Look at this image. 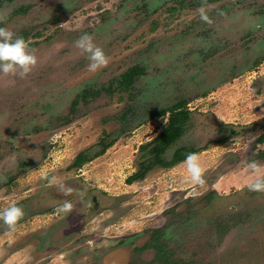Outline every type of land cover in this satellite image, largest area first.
<instances>
[{
  "label": "rangeland",
  "instance_id": "obj_1",
  "mask_svg": "<svg viewBox=\"0 0 264 264\" xmlns=\"http://www.w3.org/2000/svg\"><path fill=\"white\" fill-rule=\"evenodd\" d=\"M207 3L212 25L201 0H0V27L37 57L25 79L0 75V210L24 211L14 232L0 221V264H158L134 251L151 229L186 262L264 264V193L248 190L242 163L264 148V0ZM85 33L110 57L95 73L75 47ZM133 66L143 73L124 91ZM183 101L190 118L161 158L198 149L206 185L193 191L183 163L127 183L170 116L153 113ZM225 125L235 133L217 143ZM105 136L113 144L97 156ZM80 152L91 160L69 169ZM80 196L95 198L91 213L76 211ZM64 200L67 215L56 212Z\"/></svg>",
  "mask_w": 264,
  "mask_h": 264
},
{
  "label": "clouds",
  "instance_id": "obj_2",
  "mask_svg": "<svg viewBox=\"0 0 264 264\" xmlns=\"http://www.w3.org/2000/svg\"><path fill=\"white\" fill-rule=\"evenodd\" d=\"M214 6L207 3V0H201V6L197 9L200 19L212 25L213 20L208 15L209 10ZM6 18L0 16V23H5ZM75 47L80 51L81 55H86L89 60L88 71L95 73L108 66L110 57L106 56L104 51L93 43V36L90 34H82L76 41ZM36 50L29 46V43L20 36H16L12 31L5 27H0V75L4 77H19L25 79L37 66ZM182 163L186 166L188 174L187 183H190L192 190L203 188L206 185L204 178V169L200 165V156L198 153H188ZM243 170L251 177L247 184L249 191L256 193H264V164L255 159L245 158L243 161ZM49 186L56 185L59 192L65 196H70L77 189L65 186L64 183L58 181L57 177H48L44 174L42 177ZM82 195V193H79ZM74 209V205L69 200H64L56 212L69 214ZM24 217V211L16 203H11L7 207L0 210V221L8 227L11 232L17 228L18 222Z\"/></svg>",
  "mask_w": 264,
  "mask_h": 264
},
{
  "label": "trees",
  "instance_id": "obj_3",
  "mask_svg": "<svg viewBox=\"0 0 264 264\" xmlns=\"http://www.w3.org/2000/svg\"><path fill=\"white\" fill-rule=\"evenodd\" d=\"M23 38H25V36ZM142 72V69L138 66H133L129 68L121 75L119 81V88L124 91H128L130 88H132L133 84L136 81V78L140 74H142ZM185 106L186 102L183 101L169 109H161L153 113L154 117L164 118L166 114H169L170 116L168 117L167 123L162 128L161 132L150 142L140 146V150L143 151L142 155L149 154L151 157L145 162V164L142 163L141 170H139L135 174L130 175L126 179L127 183H132L134 181L144 179L147 172L157 166L160 168H168L176 164L182 163L188 153L198 152V149H195L191 146H182L174 151L171 160L165 161L161 158L162 154H164L166 150L172 144H174L183 134L184 125L186 124V121H188L190 118V113L188 112ZM125 115L126 113H123L121 116L124 117ZM225 127H229L228 135L217 143H223L227 138H229L231 134L235 133L232 126L225 125ZM252 130L256 131L257 129L252 128ZM105 138L106 136L99 141L101 150L99 151V153H97V156L102 155L105 150L113 144V141L107 143L105 141ZM256 143L258 145L264 144V133L259 134ZM253 159L264 163V148L258 150L256 156ZM90 160V157H88L85 153L80 152L75 156L68 168L79 169L81 166H83ZM206 199L209 200V197L207 196ZM216 226H220L219 223H217ZM224 230L225 228L222 227V229H220V232ZM149 232L151 234V238L149 239V241L145 243L144 246L140 248H135V252L142 251L146 248L152 249L154 251V257L152 259V262L158 264H194L191 262H186L182 259H178L174 256V252L171 250L169 243H167L164 239L165 232L163 231V229H151Z\"/></svg>",
  "mask_w": 264,
  "mask_h": 264
},
{
  "label": "flooded vegetation",
  "instance_id": "obj_4",
  "mask_svg": "<svg viewBox=\"0 0 264 264\" xmlns=\"http://www.w3.org/2000/svg\"><path fill=\"white\" fill-rule=\"evenodd\" d=\"M39 35H40L39 33H35V36H39ZM139 68H140V67H139ZM141 69H142V68H141ZM127 70H128V69H127ZM142 71H143V70H142ZM142 73H143V72H142ZM140 75H141V74H140ZM140 75H139V76H140ZM139 76H138V77H139ZM138 77H137V78H138ZM137 78H136V80H137ZM167 150H168V149H167ZM167 150H166V151H167ZM80 197H81V199H82V200H80V201H81V203H84V205L80 204V205L78 206V208H77L76 211H78V212H79V211H80V212H83L82 214L91 213V211H92V210L95 208V206H96L95 198H94V197H93V198L91 197V199H90V204H87V199H86V200L83 199V196H80ZM60 204H61V203H60ZM60 204H59V205H60ZM57 205H58V204H57ZM59 205H58V206H59ZM82 217H83V215H82ZM163 231L165 232L164 239H165L166 242H167L168 239H167L166 235H167L168 233H167L166 230H164V229H163ZM150 238H151V236H150ZM150 238H149V239H150ZM148 241H149V240H148ZM148 241H147V242H148ZM147 242H146V243H147ZM119 243L121 244V243H123V241H119ZM167 243H168V242H167ZM144 244H145V243H144ZM144 244H143L142 246H144ZM142 246H141V247H142ZM135 248H140V247H135ZM135 248H134V249H135ZM145 250H148V248H146V249H144V250H142V251H139V252L137 251V253H141V252H143V251H145ZM151 250H152V249H151ZM171 250L174 252V249L171 248ZM174 256H175V255H174Z\"/></svg>",
  "mask_w": 264,
  "mask_h": 264
},
{
  "label": "crops",
  "instance_id": "obj_5",
  "mask_svg": "<svg viewBox=\"0 0 264 264\" xmlns=\"http://www.w3.org/2000/svg\"><path fill=\"white\" fill-rule=\"evenodd\" d=\"M173 192H177V191H173Z\"/></svg>",
  "mask_w": 264,
  "mask_h": 264
}]
</instances>
